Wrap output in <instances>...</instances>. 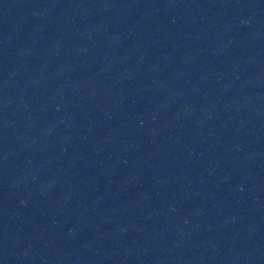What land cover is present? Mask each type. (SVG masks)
<instances>
[{
	"label": "water",
	"instance_id": "water-1",
	"mask_svg": "<svg viewBox=\"0 0 264 264\" xmlns=\"http://www.w3.org/2000/svg\"><path fill=\"white\" fill-rule=\"evenodd\" d=\"M264 210V0H0V264H210Z\"/></svg>",
	"mask_w": 264,
	"mask_h": 264
}]
</instances>
